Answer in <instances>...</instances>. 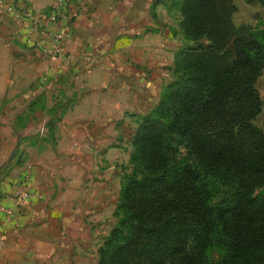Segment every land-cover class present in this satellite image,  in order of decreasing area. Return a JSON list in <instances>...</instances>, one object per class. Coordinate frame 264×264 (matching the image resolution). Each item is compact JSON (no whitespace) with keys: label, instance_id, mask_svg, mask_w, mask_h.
Listing matches in <instances>:
<instances>
[{"label":"crops","instance_id":"1","mask_svg":"<svg viewBox=\"0 0 264 264\" xmlns=\"http://www.w3.org/2000/svg\"><path fill=\"white\" fill-rule=\"evenodd\" d=\"M53 2L0 0V206L12 208L10 217L0 209V264L97 263L89 221L110 212L106 178L96 176L110 154L112 112H149L144 70L173 65L176 53L170 27L159 29L172 0H69L71 19L42 24L65 34L52 55L21 12ZM34 102L44 112H26ZM54 112L51 139L32 141ZM20 190L31 195L15 207Z\"/></svg>","mask_w":264,"mask_h":264},{"label":"trees","instance_id":"2","mask_svg":"<svg viewBox=\"0 0 264 264\" xmlns=\"http://www.w3.org/2000/svg\"><path fill=\"white\" fill-rule=\"evenodd\" d=\"M172 5L189 43L175 53L174 79L137 122L133 172L97 264H214L213 247L222 249L217 264H264V121L253 122L262 110L264 23L235 24L233 0ZM53 126L46 121V137ZM184 143L198 166L174 163ZM217 175L233 193L212 206L206 177Z\"/></svg>","mask_w":264,"mask_h":264},{"label":"rangeland","instance_id":"3","mask_svg":"<svg viewBox=\"0 0 264 264\" xmlns=\"http://www.w3.org/2000/svg\"><path fill=\"white\" fill-rule=\"evenodd\" d=\"M235 3L239 11L234 17L236 22L251 19L255 21V24L251 25H260L264 23V5L247 3L245 0H235ZM253 5H255L254 8H256V11L252 10ZM168 11L170 13L169 15L171 17V20L169 21V19H167V22L159 21V29H161L164 33L167 32L168 34H170V32H168V27H170L172 34H170V36L173 38L175 46L174 50H176L177 52L180 50V48H182L189 42L184 40L182 30L179 26L181 16L177 5H173V7L169 8ZM234 19L233 22L235 23ZM168 22L172 23L170 24ZM165 48L171 49L170 46H165ZM144 72L148 75V77H145L144 75V91H146V93H144V98H150L149 100H147L145 110H149L152 105L155 106V104L157 103H155V99H159L163 88L174 79L173 65L171 62L169 66L160 65L157 70H144ZM151 73L153 76H151ZM257 88L259 92H264V83L259 82L257 84ZM33 105L35 106V108L32 109L31 107ZM28 108L29 109H27L26 112L32 113L35 112L36 109V112H44L42 107L39 104H35V102L32 105L28 106ZM54 113L55 115L51 114L50 118L46 121L49 120V122L51 123L53 121L55 122L53 118L54 116H58L59 112ZM146 113L148 112H120V118H117V112H112L113 116L111 126V142L109 145L110 154L107 159L97 164V172L99 177L96 176V180H101L102 176L106 178L105 180L109 186L110 191V212L104 219L89 221V223L91 224L92 232L94 234L93 252L96 256V262L98 259L97 250L99 246L102 245L109 231L118 222L119 217L114 214V210L118 201L121 183L123 182L125 176L130 175L133 172V164L130 162V155L132 153V137L137 126V122L139 121L140 117L145 115ZM263 121L264 100L262 99V110L253 122L259 127H263ZM31 139L32 141L35 140L36 142L45 139L49 140L51 139V135H48L47 137H40L36 134ZM174 163H188L193 166H198L193 156L189 152L188 146L185 143L180 146L179 152L175 155ZM217 177L222 176L217 175L206 177L210 178L208 180V184L212 190V197L210 198V203L212 206H220L228 203L233 193V184L228 180L226 181ZM208 256L210 257L211 261L214 262V264H217L219 263L222 256V249L213 247L208 251Z\"/></svg>","mask_w":264,"mask_h":264},{"label":"built area","instance_id":"4","mask_svg":"<svg viewBox=\"0 0 264 264\" xmlns=\"http://www.w3.org/2000/svg\"><path fill=\"white\" fill-rule=\"evenodd\" d=\"M68 2L69 0H54L53 4L43 12H35L31 9H25L21 12V14L28 19L32 29H35L37 32L48 38L47 42H49V51L55 56L62 53L61 42L65 38V34L63 31H51L42 24H55L60 18L68 17L71 19L74 13L71 10H68ZM6 9L9 12L14 11L11 5H8ZM45 42L46 40L42 37L38 41V44L42 47L43 51L48 52ZM38 134L40 137L46 136V121L40 127ZM30 195V192L26 190L17 191L12 196L13 206H20L30 197ZM0 209L5 213L6 217H10L12 215L11 207L0 206Z\"/></svg>","mask_w":264,"mask_h":264}]
</instances>
